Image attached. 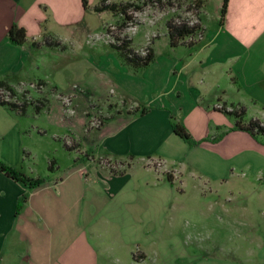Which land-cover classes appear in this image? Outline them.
<instances>
[{
    "label": "crops",
    "instance_id": "obj_1",
    "mask_svg": "<svg viewBox=\"0 0 264 264\" xmlns=\"http://www.w3.org/2000/svg\"><path fill=\"white\" fill-rule=\"evenodd\" d=\"M82 1L0 0V81L12 90L7 100L43 105L46 97L41 87L47 83L70 88V82L85 79L92 68L107 69L104 55L96 59L78 50L75 42L78 30L85 29L94 14L117 15L94 11L92 6L99 0H85V7ZM198 2L199 39L191 45H169L164 55L154 52V59L139 73L116 63L119 70L113 82L122 105L108 99L107 118L96 128L83 129L81 136L96 144L103 157L118 161L116 171L93 157L86 159L88 167L83 158H75L59 176L30 187L0 169V264L129 263L123 246L120 256L112 258L113 248L99 239L102 226L91 223L93 214L114 217L118 213L128 179L123 175L131 165L121 157L128 152L142 157L143 167L156 175L175 177V166L165 168L169 161L199 167L219 185L236 184L240 173L241 183L257 189L224 194L245 196L242 208L234 203L212 211L217 222L229 226L231 218L238 219L248 234L233 233L223 241L216 227L209 244L187 241L174 254V245L158 240L154 228L139 243L140 259L135 261L131 254L136 264L146 260L147 250L152 255L148 264H264V139L233 128L236 118L224 112L242 107L244 120L264 123V0H228L221 24L222 0ZM13 23L26 31L23 45L7 38ZM44 33L59 39L62 47L32 46L31 41L40 42ZM70 94L75 96L70 92L67 97ZM141 108L146 111L140 113ZM171 119L181 123L196 142L188 144L174 134ZM208 195L219 199L221 194ZM180 215L196 228L205 212L188 209Z\"/></svg>",
    "mask_w": 264,
    "mask_h": 264
},
{
    "label": "rangeland",
    "instance_id": "obj_2",
    "mask_svg": "<svg viewBox=\"0 0 264 264\" xmlns=\"http://www.w3.org/2000/svg\"><path fill=\"white\" fill-rule=\"evenodd\" d=\"M134 1L140 7H131L129 13L132 19L126 25H121L122 16H111L108 12H103L100 15L94 14L95 18L87 27L77 32V49L92 53L96 59L100 54L104 55L108 61L106 70L92 68L86 72L85 79L77 78L70 82V88H54L51 83H47L41 87L46 100L40 105L38 112L35 111L36 104L39 103L37 101L27 104L25 112L19 114L0 105V162L3 165L32 179L57 177L75 158H83L86 166V159L93 157L96 163L109 165L111 170L116 171L120 167L117 160L106 159L96 144L90 145L81 136L85 132L83 129L98 127L108 115V99L117 101V106L122 105L118 100L121 94L116 92L113 82L114 74L119 70L118 66L121 65L134 74L144 69L133 71L123 64L109 41L113 39L112 35L126 36L132 38V48L143 51L151 40L155 54L164 55L170 47L165 22L170 18L194 22L199 9L192 0H161V3L151 0ZM198 36L197 33L195 37ZM116 63L119 65L116 66ZM70 92L75 96L70 94L67 97ZM0 96L9 99L12 95L0 87ZM121 158L131 165L123 175L128 179L121 191L118 213L114 217L101 213L91 217L92 224L102 226L99 239L113 248L112 258L117 259L120 256L123 246L130 259L125 264H136L135 261L140 259L139 243L153 234L154 228L158 240L174 245V254L181 245L188 242L189 245L209 244L213 241V230L216 227L219 228V238L223 241L232 237L233 233H249L248 228L238 219L233 221L231 218L229 226L223 220L217 222L212 215L214 209L233 207L234 203H237L236 207L239 209L246 202L241 200L245 198L243 195H233L238 198L234 200V197L224 194L257 191L256 188L241 183L240 173H237L236 184L219 185L199 167L173 165L167 161L165 168H177L170 183L165 173L156 175L152 170H146L143 167L144 159L137 154L128 152ZM50 160H53L52 169L48 167ZM215 191L221 194L219 199L208 195ZM253 208H257L256 205ZM188 209L205 212L203 220L196 221L199 227H192L193 222L180 215L181 210ZM224 218L228 222L229 218L222 216ZM239 242L240 238L236 244L240 245ZM146 253V260L142 264H148L149 256H152L148 250Z\"/></svg>",
    "mask_w": 264,
    "mask_h": 264
},
{
    "label": "trees",
    "instance_id": "obj_3",
    "mask_svg": "<svg viewBox=\"0 0 264 264\" xmlns=\"http://www.w3.org/2000/svg\"><path fill=\"white\" fill-rule=\"evenodd\" d=\"M151 1H158L160 3L162 2L161 0H151ZM227 1L228 0H222L220 15H219V24H221L224 20ZM82 3L83 6L85 7L86 6L85 0H83ZM193 3L195 6L199 8L198 0H193ZM131 7L138 9L140 6L136 5L135 1L113 2L107 0H99L96 4L92 6V9L96 12L109 11L113 15L122 16L121 25L124 26L126 25L127 22L131 21L132 19V15L129 13ZM165 27H166V34L168 36V43L170 46H176L178 44L191 45L195 43L202 34V28L200 27L199 23L198 22L190 23L189 20L187 21V20H178V19L170 18L165 22ZM197 33L199 34V36L196 38L195 35ZM7 38L12 44L23 45L27 40L26 31L24 27L19 26L16 23H13L7 31ZM112 38L113 39L109 41V45L114 50H116L123 64L128 66L131 70L136 71L138 69L144 68L154 59V51L151 45L152 43L151 40L149 41V44H147L145 48H143V51H139L138 49L131 47L130 45L131 39L129 37L126 36L119 37L117 35H112ZM39 44H44L46 46L62 47L59 39L46 33L43 34L40 42L36 40L31 41L32 46H38ZM0 87L5 88L12 94L11 88L6 83L0 81ZM0 104L5 105L10 110H16L18 113L25 112V107H26L25 102L16 103L14 101L4 99L0 96ZM40 105H42V103L40 102L36 104L35 111H38L40 109ZM145 111L146 108H141L140 113H143ZM224 112L228 114H232L236 118L233 128L244 130L249 134H251L256 139H264V123H261L258 119L244 120L243 119L244 109L242 107L235 108L234 110L231 111L224 110ZM106 118L107 116L104 119ZM101 123L102 121L100 122V124ZM170 126L173 133L179 136L188 144H193L196 142L191 138L190 134L185 129V127L178 121L171 119ZM220 135L221 134L213 136L210 139L211 140L217 139ZM48 167L49 169H52L53 160L49 161ZM0 169L3 170L6 174L13 177L14 179L28 184L30 187L36 186L45 180L43 178L32 179V178L24 177L20 173L9 169L1 162H0ZM166 179L170 183H172L173 181V179L169 174L166 175ZM24 198L25 196L21 198V202L24 200Z\"/></svg>",
    "mask_w": 264,
    "mask_h": 264
},
{
    "label": "built area",
    "instance_id": "obj_4",
    "mask_svg": "<svg viewBox=\"0 0 264 264\" xmlns=\"http://www.w3.org/2000/svg\"><path fill=\"white\" fill-rule=\"evenodd\" d=\"M189 22L190 23H192V21L191 20H189ZM194 22H198V20H197V17H196V19H195V21ZM5 99H7V98H5Z\"/></svg>",
    "mask_w": 264,
    "mask_h": 264
}]
</instances>
